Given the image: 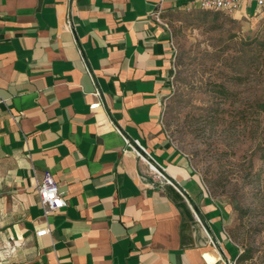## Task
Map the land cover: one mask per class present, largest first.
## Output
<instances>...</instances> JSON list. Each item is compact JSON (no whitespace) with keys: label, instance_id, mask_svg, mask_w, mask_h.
<instances>
[{"label":"crops","instance_id":"1","mask_svg":"<svg viewBox=\"0 0 264 264\" xmlns=\"http://www.w3.org/2000/svg\"><path fill=\"white\" fill-rule=\"evenodd\" d=\"M195 10L182 0H0V231L29 264L231 261L226 217L163 123L169 22ZM262 16L252 1L232 15ZM47 173L68 203L49 216L37 190Z\"/></svg>","mask_w":264,"mask_h":264},{"label":"rangeland","instance_id":"2","mask_svg":"<svg viewBox=\"0 0 264 264\" xmlns=\"http://www.w3.org/2000/svg\"><path fill=\"white\" fill-rule=\"evenodd\" d=\"M165 130L226 217L233 264H264V16L172 18ZM0 231V264L32 255Z\"/></svg>","mask_w":264,"mask_h":264},{"label":"built area","instance_id":"3","mask_svg":"<svg viewBox=\"0 0 264 264\" xmlns=\"http://www.w3.org/2000/svg\"><path fill=\"white\" fill-rule=\"evenodd\" d=\"M187 2L191 7L198 8L200 10H213L223 12L226 15L232 16L238 12L243 4L246 2H255L256 5L264 10V0H182ZM68 26L73 31L74 23L72 18L68 20ZM127 146L134 149L132 144L127 140ZM139 156L141 154L137 152ZM40 202L44 209L45 216L60 212L65 208L68 203L64 198V194L60 191L59 186L55 179L47 173L43 181L37 187ZM50 232L49 229L41 230L37 233V236L41 237L47 235ZM229 264H233L231 261Z\"/></svg>","mask_w":264,"mask_h":264},{"label":"trees","instance_id":"4","mask_svg":"<svg viewBox=\"0 0 264 264\" xmlns=\"http://www.w3.org/2000/svg\"><path fill=\"white\" fill-rule=\"evenodd\" d=\"M202 11H207V12H217V13H223V12H218V11H213V10H202ZM225 14V13H223ZM260 109L264 111V100L259 104Z\"/></svg>","mask_w":264,"mask_h":264}]
</instances>
